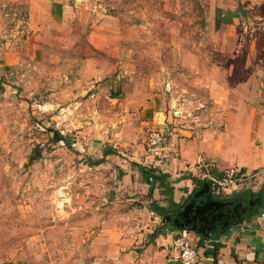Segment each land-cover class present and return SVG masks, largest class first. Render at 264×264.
Instances as JSON below:
<instances>
[{
	"label": "rangeland",
	"instance_id": "374dc122",
	"mask_svg": "<svg viewBox=\"0 0 264 264\" xmlns=\"http://www.w3.org/2000/svg\"><path fill=\"white\" fill-rule=\"evenodd\" d=\"M234 112L264 131V0H0V264H104V227L143 250L155 216L119 212L154 195L120 167L167 173L174 193L187 145ZM152 130L166 141L150 149Z\"/></svg>",
	"mask_w": 264,
	"mask_h": 264
},
{
	"label": "crops",
	"instance_id": "0c3cea01",
	"mask_svg": "<svg viewBox=\"0 0 264 264\" xmlns=\"http://www.w3.org/2000/svg\"><path fill=\"white\" fill-rule=\"evenodd\" d=\"M227 115L225 118H219L218 122L227 119V126L229 127L222 130L214 128L217 120L213 118L214 126L202 133L203 140L195 139L191 142V145H187L186 148L189 150L183 152V160L177 162V167L181 169L180 175L187 173L188 175L180 178L176 184L173 193V200L176 203L189 199L190 194L196 188L194 181L189 179V172L193 171L192 166L196 162L198 166L199 164L207 166L208 163L210 165V172L216 177H221L223 171L229 167H237L241 170L245 176L243 180L246 179L249 173L256 170L262 172L264 176V146L259 147L254 145L255 134L264 140V131L260 132L263 128L259 129L257 124L255 125L254 115L247 116L239 112ZM218 117H220V114H218ZM255 128L259 133L254 132ZM148 158L151 163L155 162L157 165L164 160V158L159 159L153 155H149ZM136 159L134 157L132 160L139 162V159ZM122 160L124 161V159ZM119 165H121L120 161ZM121 170L124 172L122 179L124 183H128V179L131 180L136 176L142 181L143 176L140 178L141 172L133 171L124 164L120 167ZM193 176L196 175L193 174ZM242 181L236 185L233 193L230 195L245 194L253 196L256 192L250 189L239 190L242 186L240 185ZM185 188H187V191ZM149 189L150 185L148 184V192ZM160 189V187H156L152 195H154V199H158L157 202L160 205L169 207L170 201L167 195L162 196L163 198H167L166 201L159 200L162 193V189ZM213 191L217 193L214 189ZM257 193H259L257 196L261 195L262 197L259 199L257 208L253 214L237 226H232L219 235L204 236L189 229L169 226V221L160 223L158 219H160L161 215L153 212L151 204H147L145 206H135L137 208L134 207L129 212H119V216L125 218L127 216L125 214H128V216L130 214L134 215L137 213L138 208H141L138 212H142L146 216H149V213L155 216L154 220H152L155 224H149L151 225L150 234L148 235L150 238L141 246L143 250H134L130 246L131 243L135 242L136 236L134 232V237H126V235L132 234V232H128L131 231L128 226L124 229L121 227L117 231L114 228L107 229L108 227H104L95 237L92 247H94L95 252L101 253L102 256L100 258L104 264H176L172 258L174 255L172 245L176 238L185 235L198 248L201 254L200 264H264V213H258L259 209L264 208V189ZM217 194L223 197L229 196ZM183 198L186 199L183 201ZM154 199L150 202L154 201ZM140 226L138 225L139 228ZM157 229L159 231L158 234L151 237ZM114 232L119 237L116 240L117 242L110 243L112 241L111 233ZM141 234L143 237L145 236L144 233ZM216 244H220V247H217Z\"/></svg>",
	"mask_w": 264,
	"mask_h": 264
},
{
	"label": "flooded vegetation",
	"instance_id": "af4514ba",
	"mask_svg": "<svg viewBox=\"0 0 264 264\" xmlns=\"http://www.w3.org/2000/svg\"><path fill=\"white\" fill-rule=\"evenodd\" d=\"M192 197L187 203L191 201ZM207 197L225 203L223 205H213L210 209L201 213L196 219H194V211L186 214L182 213L184 206L180 211L175 212V214L171 216L169 222L180 228H196L198 231L197 233L204 236L219 235L224 233L230 227L237 226L240 222L250 217L257 208L259 199L262 196L254 197L240 194L223 197L215 193L211 188L209 194L202 196V198ZM198 200L196 201L197 203ZM196 207L197 204L195 205V208ZM177 217L178 220H176Z\"/></svg>",
	"mask_w": 264,
	"mask_h": 264
},
{
	"label": "built area",
	"instance_id": "2783aa9c",
	"mask_svg": "<svg viewBox=\"0 0 264 264\" xmlns=\"http://www.w3.org/2000/svg\"><path fill=\"white\" fill-rule=\"evenodd\" d=\"M202 108H205L204 103H201L198 107L199 110ZM179 113L180 110L175 111V114ZM165 141L166 138L164 133L159 130H152L149 136L148 146L150 149L156 148ZM204 176L211 182L212 189L222 195L232 194L236 185H238V183L245 177L241 170L237 167H229L225 169L221 177H216L210 174H205ZM59 195V200L65 196L63 192H60ZM63 202L61 205L66 206ZM172 251L174 252L172 258L176 264H200L201 262V254L198 248L195 247L185 235H182L174 240ZM86 264H95V262L93 260H89Z\"/></svg>",
	"mask_w": 264,
	"mask_h": 264
},
{
	"label": "trees",
	"instance_id": "16d2710c",
	"mask_svg": "<svg viewBox=\"0 0 264 264\" xmlns=\"http://www.w3.org/2000/svg\"><path fill=\"white\" fill-rule=\"evenodd\" d=\"M110 153V152H109ZM135 165L139 168L140 172L142 173L143 179L146 183H148L150 185V189H149V194L152 195L153 190L157 187V185L164 190L165 193H167L168 195V199L170 201V206L166 207V206H162L160 205L156 200L151 202V209L153 212L161 215V216H173L175 214V212L180 211L186 204L187 202L190 200V198L194 195V193L199 190L200 188L203 187V185L205 184V182H208L211 186V182L208 180H202L197 178L196 176H189L190 178H192V180L194 181V183L196 184V188L194 189V191L190 194L189 199H187L184 202H179V203H175L173 200V190L172 188H169L166 184V180L169 177V174L164 173V174H157V169L156 168H147L145 166H143L140 163L135 162ZM124 174V172L121 170L120 171V175L122 176ZM250 192V191H249ZM250 195V194H248ZM259 195V193H255L253 196H257ZM158 229L151 235L152 236H156L158 234ZM217 247H220V244H216Z\"/></svg>",
	"mask_w": 264,
	"mask_h": 264
},
{
	"label": "water",
	"instance_id": "95a60500",
	"mask_svg": "<svg viewBox=\"0 0 264 264\" xmlns=\"http://www.w3.org/2000/svg\"><path fill=\"white\" fill-rule=\"evenodd\" d=\"M211 192V186L208 182H205L202 188L197 190L195 194L193 195L191 201L187 203L183 209V214L190 213L192 211L195 212L194 219H196L201 213L204 211L210 209L213 205H223L225 202L218 201L213 198L210 199V197L202 198L205 194H209ZM199 199V200H198ZM198 200V203L196 202ZM197 204V207L195 208V205ZM195 208V210H194ZM163 220L169 221L171 219L170 215L162 216ZM178 220V217L176 218ZM193 232H198L196 228L189 229Z\"/></svg>",
	"mask_w": 264,
	"mask_h": 264
}]
</instances>
